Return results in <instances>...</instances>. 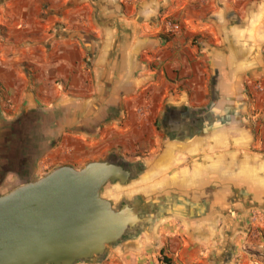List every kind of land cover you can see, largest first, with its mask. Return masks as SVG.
<instances>
[{
	"label": "crops",
	"instance_id": "0c3cea01",
	"mask_svg": "<svg viewBox=\"0 0 264 264\" xmlns=\"http://www.w3.org/2000/svg\"><path fill=\"white\" fill-rule=\"evenodd\" d=\"M197 1L165 0L162 14L157 0H7L0 166L9 179L136 166L123 199L153 213L141 235H182L183 263L209 249L215 264L263 245L249 215L264 217V9Z\"/></svg>",
	"mask_w": 264,
	"mask_h": 264
},
{
	"label": "water",
	"instance_id": "95a60500",
	"mask_svg": "<svg viewBox=\"0 0 264 264\" xmlns=\"http://www.w3.org/2000/svg\"><path fill=\"white\" fill-rule=\"evenodd\" d=\"M136 177V166L105 160L59 167L0 195V264L101 261L153 224L151 211L127 202L115 209L101 197Z\"/></svg>",
	"mask_w": 264,
	"mask_h": 264
},
{
	"label": "rangeland",
	"instance_id": "374dc122",
	"mask_svg": "<svg viewBox=\"0 0 264 264\" xmlns=\"http://www.w3.org/2000/svg\"><path fill=\"white\" fill-rule=\"evenodd\" d=\"M160 4V7L162 9V14L170 13L172 10L167 9L168 6L166 4H163L165 0H157ZM207 2L209 0H199L197 2H193L191 4L192 8L194 10H199V7L206 6L205 3L201 2ZM258 0H256L257 2ZM237 0H225V8L230 10L231 12L235 11ZM261 4L259 7L264 9V0H259ZM162 3V4H161ZM201 3V4H200ZM7 0H0V19H1V11L6 8ZM175 7V6H174ZM173 7V8H174ZM192 8H188L189 11L192 10ZM214 10V9H213ZM211 13V12H210ZM209 13V14H210ZM208 14V15H209ZM167 20V19H166ZM2 21V20H1ZM170 21V20H169ZM167 22V21H166ZM174 24L173 21H170ZM4 168V167H3ZM0 176V195L7 193L17 185L31 181L32 179L24 178V179H18V178H7V174ZM44 176V175H43ZM127 185V184H126ZM119 184L115 185H107L102 190L101 196L104 199L108 200V197L110 198L109 201L111 202L113 208H118L121 203L127 202L129 204H132L134 206H137L138 203L134 199H123V187ZM252 214V213H251ZM249 215V219L250 216ZM231 216V213H229ZM250 222V221H249ZM253 226V225H252ZM260 227L255 228V237L258 238L257 242L262 243L263 245L259 246H252L246 241H243L241 245L234 247V249H226L225 248V255L224 259H218L215 264H264V220L257 225H254V227ZM153 224L149 229H152ZM261 230V233L259 232ZM260 238V239H259ZM173 239H178L180 245H178V249L176 247H170V241ZM184 237L181 236H164L162 239H148L144 238L141 234L137 237L125 241L121 243L120 245L110 247L107 250L106 256L101 261H92L90 263H76V264H201L205 262V257L209 256V249L208 251L205 249L203 250L202 254L197 253L196 257L192 258V261L188 262H182L175 253L179 252L181 249H184L186 252H189V250L186 248L187 245L184 244V241L182 240ZM203 249V248H202ZM206 255V256H204ZM227 257L228 260H227ZM221 260V261H220ZM166 261H168L166 263ZM209 262V260H208ZM221 262V263H220Z\"/></svg>",
	"mask_w": 264,
	"mask_h": 264
},
{
	"label": "built area",
	"instance_id": "2783aa9c",
	"mask_svg": "<svg viewBox=\"0 0 264 264\" xmlns=\"http://www.w3.org/2000/svg\"><path fill=\"white\" fill-rule=\"evenodd\" d=\"M165 28L168 30L169 33H177L179 32L180 28L178 25H175L171 22H165ZM264 220V217L260 212H254L250 216V224L257 225L259 222L261 223Z\"/></svg>",
	"mask_w": 264,
	"mask_h": 264
},
{
	"label": "flooded vegetation",
	"instance_id": "af4514ba",
	"mask_svg": "<svg viewBox=\"0 0 264 264\" xmlns=\"http://www.w3.org/2000/svg\"><path fill=\"white\" fill-rule=\"evenodd\" d=\"M112 161V160H111ZM112 162H114V161H112ZM120 165L121 166H123V167H127L128 165L125 163V162H123V163H120ZM1 173H3L2 175H4V174H6V172L4 171V169H3V167H1L0 166V176H1ZM17 175L19 176V178L18 179H24V178H26V177H24L26 174L25 173H17ZM27 176V175H26ZM127 185H129V184H127ZM102 197V196H101ZM103 198V197H102ZM107 200V199H106ZM108 201H109V199H108ZM124 203H121L120 204V206L121 205H123Z\"/></svg>",
	"mask_w": 264,
	"mask_h": 264
},
{
	"label": "trees",
	"instance_id": "16d2710c",
	"mask_svg": "<svg viewBox=\"0 0 264 264\" xmlns=\"http://www.w3.org/2000/svg\"><path fill=\"white\" fill-rule=\"evenodd\" d=\"M168 261H166V263H167Z\"/></svg>",
	"mask_w": 264,
	"mask_h": 264
}]
</instances>
